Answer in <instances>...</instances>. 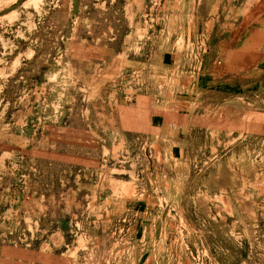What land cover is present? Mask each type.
<instances>
[{"label": "rangeland", "instance_id": "1", "mask_svg": "<svg viewBox=\"0 0 264 264\" xmlns=\"http://www.w3.org/2000/svg\"><path fill=\"white\" fill-rule=\"evenodd\" d=\"M0 264H264V0H0Z\"/></svg>", "mask_w": 264, "mask_h": 264}, {"label": "crops", "instance_id": "2", "mask_svg": "<svg viewBox=\"0 0 264 264\" xmlns=\"http://www.w3.org/2000/svg\"><path fill=\"white\" fill-rule=\"evenodd\" d=\"M206 60L207 59L204 60V64H205L206 68H208ZM172 69H173V71H172V73H173L176 69H174V68H172ZM216 83H217V80H215L214 78H212L208 74L204 78H201V79L198 78V83L197 84H199L203 88L211 90L215 86ZM238 83L240 85V84H243L244 81H240ZM252 84L256 85L257 88H262L263 87V83L262 82H258V80H253ZM242 95H244V94H242ZM151 109H152V107H151ZM151 109H150V107H148V110H149V113H150L149 114L150 115L149 122H150L151 125L154 123V116H156V115L164 114V115L167 116V118L168 117H172L173 119H175L177 117H181L183 115L182 113H179V111L174 106H171V105L166 108V111H162V112L159 111V114L156 112V110H151ZM184 116H186V115H184Z\"/></svg>", "mask_w": 264, "mask_h": 264}]
</instances>
